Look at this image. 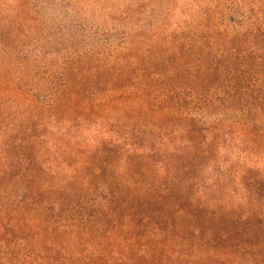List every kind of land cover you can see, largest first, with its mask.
Returning a JSON list of instances; mask_svg holds the SVG:
<instances>
[{
	"label": "trees",
	"instance_id": "trees-1",
	"mask_svg": "<svg viewBox=\"0 0 264 264\" xmlns=\"http://www.w3.org/2000/svg\"><path fill=\"white\" fill-rule=\"evenodd\" d=\"M19 1L23 22L0 23V264H264V209L183 193L221 140L264 154V0H225L173 34L169 14L127 33L120 20L88 28L78 11L53 25L52 0ZM110 116L134 124L123 137L134 154L144 134L170 137L172 183L120 184L109 140L84 163L89 184H48L45 156L67 164L64 136Z\"/></svg>",
	"mask_w": 264,
	"mask_h": 264
},
{
	"label": "rangeland",
	"instance_id": "rangeland-1",
	"mask_svg": "<svg viewBox=\"0 0 264 264\" xmlns=\"http://www.w3.org/2000/svg\"><path fill=\"white\" fill-rule=\"evenodd\" d=\"M55 4L44 16V21L56 25L61 20L75 18L74 12H80V17L88 28L98 26L109 28L114 20H120L123 29L127 33L133 32L137 27L132 22L141 18L149 20L148 16L162 18L169 14L167 22V34H173L181 27L197 22L201 12L214 9L225 3V0H52ZM19 0H0V22L2 25L21 23L24 18H19L21 10ZM70 4V5H69ZM70 6V7H69ZM68 7V8H65ZM127 12H131L130 14ZM71 15L68 17L66 15ZM154 18V19H155ZM8 20V21H3ZM8 25V26H9ZM27 28V26H26ZM15 33L14 36H19ZM121 31L113 33L111 39L115 44L121 41ZM106 53V52H104ZM115 121L110 116L105 122L85 125L77 130L68 132L64 141L72 148L70 162L63 166L59 160H54L51 167L49 156L44 158L45 167L50 170L44 172V179L48 184L62 183L66 178H74L78 182H70L76 186L89 184L84 179L82 168L84 163L96 149L98 142L112 140L119 142V152L110 167L112 175L117 181L125 186H162L172 182H162V172L170 156L172 148L176 145L171 143L170 137L160 140L158 132L153 136L144 134L143 149L134 154L131 143L126 142L123 137L133 123L127 120ZM112 126H115L113 128ZM175 135V134H174ZM173 135V136H174ZM178 135H175V137ZM157 142L156 147L155 143ZM162 144V147L159 144ZM217 154L212 162L196 167L191 170L187 179L183 181L184 199L193 198L197 203L204 204L211 209L234 210L238 213L257 211L264 209V154L242 147L240 143L232 142L225 144L219 141ZM68 148V149H69ZM122 150V151H120ZM65 148L59 159L67 154ZM133 172L127 171L129 163L134 159ZM51 159V158H50ZM176 166V165H171ZM191 176H194L190 179ZM196 179L195 182H192ZM89 181V182H84ZM69 183V182H66ZM262 187L256 189L257 185Z\"/></svg>",
	"mask_w": 264,
	"mask_h": 264
}]
</instances>
